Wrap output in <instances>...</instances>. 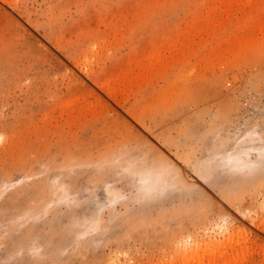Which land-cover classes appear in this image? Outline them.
<instances>
[{"label":"rangeland","instance_id":"374dc122","mask_svg":"<svg viewBox=\"0 0 264 264\" xmlns=\"http://www.w3.org/2000/svg\"><path fill=\"white\" fill-rule=\"evenodd\" d=\"M263 85L264 0H0V264H264V155L218 162ZM144 158L195 187L137 201Z\"/></svg>","mask_w":264,"mask_h":264},{"label":"bare ground","instance_id":"6f19581e","mask_svg":"<svg viewBox=\"0 0 264 264\" xmlns=\"http://www.w3.org/2000/svg\"><path fill=\"white\" fill-rule=\"evenodd\" d=\"M255 18H258V17H255ZM222 54L223 52H221V55ZM250 135L248 136L250 137L248 139H251L252 142L248 140V143L250 141L252 144L246 145L243 142H242L243 144L240 142L242 145L238 144V146L240 147L242 146V147L241 148L239 147L240 148V149L238 148L239 150L234 151V152L226 151V153H224V155L221 157V160L218 161L220 162V165H221L220 168H223V166H226V171L228 170L234 174H240L242 173V169L244 167H248L249 169H253V170L260 167L261 162L258 163L256 160L260 161V158L263 157L262 155H264L263 154L264 146L261 145L262 143L260 142L258 144V141H260L259 138H261V136H258L259 134L257 131L252 132V135L251 136ZM242 140L245 141V139H242ZM213 157H216V156H213ZM218 157L219 156H217V158ZM254 158H256L255 161L253 160ZM145 159L146 158H144L139 165H136V168L134 169L128 168V171L136 176V177L134 176L133 187H132L133 190L130 196L134 197L137 201H143V202L151 201L153 199H157V196L159 195L162 196V194H164L167 191H168L167 193L169 194V192L173 190L174 191H177V190L187 191L195 187L194 182H190V181L187 182L181 174L182 171L180 172L179 169L176 168L172 163L165 162L163 160L162 161L156 160V162H154L153 160L149 161ZM210 163L213 165L214 162H212L211 160H206V157H205L200 164L193 165L194 171L197 172V171L203 170V174L201 173V176L210 177L209 175L212 174L214 171H216L215 169L214 171L212 170L211 172V169L213 167L211 166ZM216 167L219 168L218 165ZM105 189L108 190V188H105ZM114 192L118 193L119 191L115 189ZM121 195H124V193ZM121 195H117V196L121 197ZM63 196L66 199L68 197V193L65 191L63 193ZM98 221L99 220H97V223ZM94 225H95V220H90L86 224V228H94ZM230 226H227V223L223 224L222 226L223 227L222 229L227 234V238H226L227 240L231 237L230 235H228L229 231L232 230V229L229 230ZM214 241L216 242L217 240H214ZM192 245H196V244L193 243Z\"/></svg>","mask_w":264,"mask_h":264},{"label":"built area","instance_id":"2783aa9c","mask_svg":"<svg viewBox=\"0 0 264 264\" xmlns=\"http://www.w3.org/2000/svg\"><path fill=\"white\" fill-rule=\"evenodd\" d=\"M230 86V82L227 83ZM235 113L233 127L245 131L250 126H256L264 141V85L256 90L235 91Z\"/></svg>","mask_w":264,"mask_h":264}]
</instances>
